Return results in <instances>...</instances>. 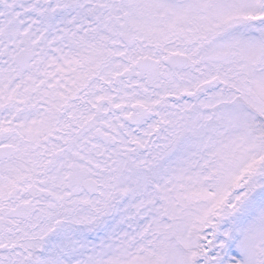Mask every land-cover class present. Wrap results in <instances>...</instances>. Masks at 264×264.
Returning <instances> with one entry per match:
<instances>
[{"label":"snow or ice","instance_id":"obj_1","mask_svg":"<svg viewBox=\"0 0 264 264\" xmlns=\"http://www.w3.org/2000/svg\"><path fill=\"white\" fill-rule=\"evenodd\" d=\"M0 264H264V0H0Z\"/></svg>","mask_w":264,"mask_h":264}]
</instances>
